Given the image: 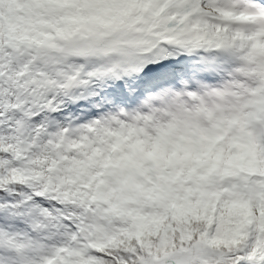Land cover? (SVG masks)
Here are the masks:
<instances>
[{
	"label": "snow or ice",
	"instance_id": "6c2138e0",
	"mask_svg": "<svg viewBox=\"0 0 264 264\" xmlns=\"http://www.w3.org/2000/svg\"><path fill=\"white\" fill-rule=\"evenodd\" d=\"M0 264H264V0H0Z\"/></svg>",
	"mask_w": 264,
	"mask_h": 264
}]
</instances>
